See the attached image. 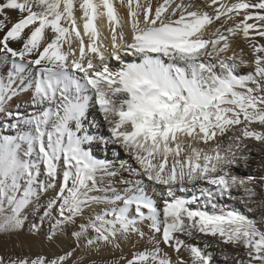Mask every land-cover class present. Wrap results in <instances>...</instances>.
Here are the masks:
<instances>
[{
  "label": "snow or ice",
  "instance_id": "obj_1",
  "mask_svg": "<svg viewBox=\"0 0 264 264\" xmlns=\"http://www.w3.org/2000/svg\"><path fill=\"white\" fill-rule=\"evenodd\" d=\"M155 5L0 0V264H264V0Z\"/></svg>",
  "mask_w": 264,
  "mask_h": 264
},
{
  "label": "rangeland",
  "instance_id": "obj_2",
  "mask_svg": "<svg viewBox=\"0 0 264 264\" xmlns=\"http://www.w3.org/2000/svg\"><path fill=\"white\" fill-rule=\"evenodd\" d=\"M244 50L246 51L245 53H248V49H247V47H244ZM245 59H248V60H251V56H250V54L249 55H246L245 56ZM251 70V68H248V67H245V69H244V73H246L247 71H250ZM100 116V115H99ZM89 119L90 120H92L93 119V117H89ZM96 122H102V118L101 117H99V119H97L96 120ZM256 129L257 130H261V128H260V126L259 125H257L256 126ZM102 130H104V129H102ZM250 143H251V141H250ZM97 152L95 153L94 152V155L98 158V159H104V160H109V161H111V162H113L114 164H117V165H119V163L120 162H125L126 164H131L133 167H135L136 165H135V162L131 159V157L127 154V153H125L122 149H117V150H113V149H111V148H109L108 150H103V149H99V148H97V149H95ZM94 150V151H95ZM117 151L119 152V156L117 157ZM257 160L259 159V157H257L256 158ZM253 167H255V165H253ZM237 175H245L246 173H245V170H243V169H241L239 172H237L236 173ZM125 175H127V174H125ZM117 184H118V181H117ZM118 186H119V184H118ZM157 195H159V193H157ZM232 202H234V201H232ZM227 204V203H226ZM227 206L229 207V208H236L237 210H239V211H245V209L243 208V206L242 205H240V204H237L236 202H234V205H231V204H227ZM253 207H255V206H253ZM257 215H258V213H257Z\"/></svg>",
  "mask_w": 264,
  "mask_h": 264
},
{
  "label": "bare ground",
  "instance_id": "obj_3",
  "mask_svg": "<svg viewBox=\"0 0 264 264\" xmlns=\"http://www.w3.org/2000/svg\"><path fill=\"white\" fill-rule=\"evenodd\" d=\"M153 4H154V6H156L155 5V0H153ZM117 7H118V11L120 12V14H121V16H122V18L124 19V20H127V9H126V7L125 8H121L119 5H117ZM17 14L16 13H11V16L14 18L15 16H16ZM77 15H79V14H77ZM98 28H99V30L101 31V33L104 35V36H106V37H110V30H109V26H108V22H107V19L106 18H104L102 21H99L98 22ZM126 31H127V28H126ZM110 42V41H109ZM246 47V46H245ZM237 51H239V49H237ZM245 51V50H244ZM246 52V51H245ZM244 69L245 68H242L241 69V71L243 72L244 71ZM94 112H95V110H93ZM95 117H96V120L97 119H99V113H95ZM95 153L97 152L96 150L94 151ZM225 203H227V204H231V205H234V202H232V201H225ZM163 247V246H162ZM34 250H38V249H34ZM168 253H169V255L171 256V258L173 259V261H175V259H176V255H175V253H173L172 252V250L171 249H165ZM44 251H49L48 249H44ZM120 255V253H117L116 254V256L118 257ZM124 255H126V256H128L129 258L131 257V250L128 248V247H125V249H124ZM184 256H185V258H188V255H187V253H184ZM97 259V264H101V261H100V259L99 258H96ZM105 259L107 260V264H112V259L113 258H108V257H105ZM84 264H89V260L86 258L85 260H84ZM121 264H123V262H121Z\"/></svg>",
  "mask_w": 264,
  "mask_h": 264
}]
</instances>
